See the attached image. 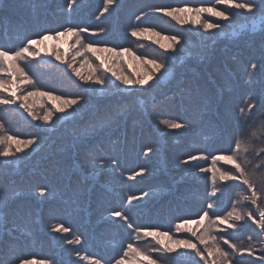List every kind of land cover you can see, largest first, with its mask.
I'll list each match as a JSON object with an SVG mask.
<instances>
[{"label": "trees", "instance_id": "1", "mask_svg": "<svg viewBox=\"0 0 264 264\" xmlns=\"http://www.w3.org/2000/svg\"><path fill=\"white\" fill-rule=\"evenodd\" d=\"M206 1L212 2L211 0ZM26 2L27 0L24 1V4ZM34 4L32 3V7H30L33 12ZM21 6L17 8L14 3H11L0 11L6 12L8 15L11 12L9 9H14L18 13H28L27 5ZM49 6L50 8L54 7L51 4ZM29 14L31 15V13ZM7 23L11 24L10 21ZM14 28L15 26H12L10 29ZM149 33L153 34L156 31L151 30ZM245 33L229 36V40L226 43L229 45L233 44V47L236 48L247 41L263 40L264 31L260 32L262 33L261 35L258 31H255V35H247L246 37L244 36L246 35ZM144 34L146 35L148 32ZM167 35L169 36V33ZM241 37L243 39H240ZM143 39V37L131 36L132 43L127 48L128 51L133 49V46L138 42L145 43ZM215 46L216 43L213 42L201 51V57H205L204 59L189 57L184 60V64L181 67H177L178 70H175V73L180 74L182 67L195 66L198 64L196 62H202L203 66L197 68L189 76L193 75L194 80L202 79L201 81L206 83L207 79L212 77V72L209 70H214V74L219 72L222 74L223 77L221 79L229 85L233 95L224 96L220 94L222 97L221 103L215 109V116H210L208 119L203 120L201 112H208V110H202L198 107L194 103L195 100L187 98L186 95L189 94L187 92L184 93L181 89L176 90V94L183 95L186 98L174 101L169 112L165 109L166 106L164 104L159 108L162 112H166L165 115L173 114L175 116L173 118H164L165 120L184 123L188 127L187 133L190 130L194 132L179 138L185 142H193L197 146L194 150H185L184 154L180 155L188 160V164H177L176 166L168 167L166 162L169 158L160 149L158 154H154L152 171L147 176H136L134 180H129L128 176L135 175L141 169L144 170L145 164H149L145 162V164L140 165V160L144 161L145 159L142 160L143 155H139L138 150L141 140L147 139L151 141L149 138L151 135L79 141L76 146L82 149V153H76L75 149H73L71 154L70 151L66 152V149L61 148L63 144L68 142L48 144L49 140H46L42 142L43 144L39 142L40 146L35 150L32 149L30 151L27 147L23 156L16 160L15 163L10 160L0 161L4 163L2 164L3 166H0V200L7 199V213L12 216V221L8 219L10 223H8L7 229L0 226V257L8 258L7 262L10 264H17L19 260H28L30 262L31 260L44 261L45 264H92V261H98L99 264H117L123 257L128 261L134 256L132 253H129L127 258L124 256L129 243L133 244L134 247L143 245L145 248L143 250L146 251L148 249L147 246H150L149 243H155V248L158 247L153 237L143 236L144 231H167L174 238L191 239L193 243H198L191 232L196 231L197 235H199L203 231V225L198 226L194 223H189L190 231H181L179 233L176 232L175 225L184 221L199 219L203 215V210H208L210 215L213 211L220 216L227 214L245 189V186L240 185L239 182L217 181L216 187L222 191L218 192L216 197H213L211 195L213 189L212 173L205 172L201 178L193 177L200 174L197 172L201 168L220 167L221 169H227L229 167L220 161L213 165L212 157L222 154L228 148L226 133L232 127L233 118V115L230 116L229 102L234 95L247 90L245 86V88H241L242 82L240 81L245 71L237 70L238 72L236 73H228L223 67L219 68V71L214 69V67L217 68V61L221 59V55L216 59V62L211 64L212 67L210 69H208L210 65L206 67L207 59L209 58L208 60H210V56L218 50L215 49ZM218 48L222 50L221 53L223 54V48ZM226 50L228 51V48ZM234 63L237 62L234 61ZM203 67H206V69H203ZM182 72L184 73V71ZM254 74L261 92H264V63L261 64L260 71ZM234 83L239 86H234ZM185 88L191 90L190 82L185 84ZM27 91H31L30 87L27 88ZM143 92H147L146 96H148L154 90H145ZM55 93L52 96H60L63 99L79 97L75 91ZM98 97H94L93 100L100 101L101 98ZM142 97L138 96L137 98L140 99ZM200 98L198 96L197 99ZM83 113L82 111L67 119L75 118L74 120L77 122L79 120L78 117L83 116ZM219 115L229 122L227 128L216 129L218 124H221ZM15 116H21L18 124H14L15 127H20L24 131L26 125H29L33 131L38 130V127L34 126L35 123L30 117L27 118L26 115ZM259 120H264V113ZM109 121V119H106V121L102 122L106 123V129L110 133H114L121 127L122 121H115L116 123L111 124L108 123ZM260 121L257 122L256 126H252L245 131L255 130L259 137ZM61 124L63 123L58 122L55 128L59 129ZM55 128L48 132L47 137L51 134L53 135ZM95 129L97 128H92L91 126L90 131ZM130 129L131 125L126 128V132L130 133ZM4 133L18 140L32 136L27 134L12 135L5 130ZM86 134L87 131H83L82 137ZM154 135L155 137L162 136V134ZM37 136L33 135L32 138H37ZM256 142L259 143L260 140L257 139ZM14 148L16 149V146L11 147L15 152ZM93 154L95 157L100 155L101 160L113 161L115 168L121 173L122 182L128 181L132 185V189L125 190L118 183L120 180L116 178L115 174L112 175L106 171L96 174L88 170L85 160L93 158ZM165 155L167 157L164 158ZM186 155L201 158L192 160ZM248 155L254 161L260 159V157H256L251 153ZM178 160H181V157ZM103 162L91 164L96 165ZM6 164H9V166ZM137 168L139 169L138 171L135 170ZM181 171L183 173L180 175ZM104 178L108 180L106 181ZM116 184L119 185L117 186ZM58 185L61 187V192L48 194V192L55 190ZM41 192H44L43 196L49 195L44 201L46 205L52 206L51 208L39 202L41 197L37 194ZM132 195L139 196L141 199L129 204L128 197ZM209 202L216 203L215 209H207ZM260 204L264 207V200H261ZM36 205L35 210L30 209ZM237 206L245 210L251 208L254 211L255 209V206L250 205L249 202ZM18 207L22 208V211ZM44 210L47 213V217H49V214L58 215L59 217L56 220L59 221L60 225L68 228L69 231L67 233L63 232L61 236L55 232H48V228H45V224L42 223L41 216L39 218L36 217L37 213L44 212ZM115 211L125 213L130 218L129 222L132 227L129 228L119 217L112 215ZM2 215L0 213V216ZM59 223L56 222L57 225ZM15 225H20L25 232L27 231L26 234H22L20 231H11ZM221 227L224 228L226 226L221 225ZM138 231L140 236L137 239ZM258 234L259 229L251 221H247V226L245 227H238L236 230L227 229L216 233L218 237L229 239L230 243L237 246L248 247L251 245L253 247V255L249 256L247 253L242 256L235 254L232 256L234 261H238L239 264H264V237H260ZM77 236L80 239L79 244H69L67 242L68 240H74ZM198 247L202 246L198 244ZM221 247L231 252V249L222 242ZM152 254L153 258L158 260V264H173L171 256L176 255H164L159 252ZM82 257L91 258V260L82 259ZM197 261L199 264H204L203 261L199 260V257H195L193 264H196ZM176 264H187V261L177 257Z\"/></svg>", "mask_w": 264, "mask_h": 264}, {"label": "rangeland", "instance_id": "2", "mask_svg": "<svg viewBox=\"0 0 264 264\" xmlns=\"http://www.w3.org/2000/svg\"><path fill=\"white\" fill-rule=\"evenodd\" d=\"M56 1L57 4H55V8H57L58 10H67L66 4L68 0ZM86 1L88 0H79V4H82ZM211 1L212 3L206 0H196L195 2L189 0L191 5H186L182 7L195 8L215 6L218 10H223L229 13L231 15V18L225 21L218 17L211 16L208 13H203L200 17H197L194 12H183L179 13L178 20L173 19V22L171 20L172 17L163 15V13L158 11V9H171L175 6H170L168 8H164V6L155 8V14L161 15L159 17L153 15V17L155 18L152 19L151 22L155 25V27L152 28L149 26H141L138 29L140 30L144 28H149L150 31L155 30L156 33H159V35H153L149 32L146 35L143 34L141 37L145 38V40H148L146 41V43L138 42L133 46V49H130L128 52H125L124 49H115V51L121 53L119 56L106 51H84L83 48H81L75 43V37L72 36L61 37L57 40H46L38 48V51L40 53L39 57L35 59L29 57L26 62H23L21 64V66L25 69L26 73L33 80L35 88H38L40 91L48 92L50 96H52V94H54L55 92L59 93L75 91V93L79 97L70 99H78L80 102L75 105L66 106L62 104V101L51 99L50 96L37 95L34 97H30L27 103L29 107H31L32 110L36 112L37 115H43L47 111H51L53 113L52 118L48 123H45L43 120L32 119V117L29 116L28 113L24 111V109L19 108L18 105L15 106L14 111L12 110V107L0 105V124L4 125V130L6 132L12 135H32L31 137H28L26 139L21 138L22 140L20 141L33 139V135H38L37 138H34L37 141V144L34 145L12 143L11 147L16 146V149L20 148L21 151L14 152L10 148L9 151L15 153V155L10 156L8 158L0 157V161L10 160L12 163H15L16 160H19L23 156L24 151L27 147L30 151L32 149L35 150L40 146L39 142L42 143L46 140H49L48 144H60L61 142H68L67 144H63V147L61 148L66 149V152L70 151V154L73 153V149H75L76 153H82V149L76 146L77 142L84 140L116 138L118 136L124 137L123 132H126V128L131 125V129H133V134L130 133V135L127 137L151 135L149 136L151 141L143 139L139 144L140 148L138 150V154L143 155L142 160L145 159L144 161L140 160V165L143 163L145 164V162L149 163L145 164L143 175L147 176L149 172L152 171V161L155 158L154 154H158L160 152V149H162V151H164L169 158V160H167L166 162L168 167L176 166L177 164H188L182 163V161H185L186 159L184 156L180 155L184 154L185 150H194L197 146L193 142H185L180 140L179 138L181 136L190 135L189 133L194 132L190 130L189 133H187L188 130L184 128L179 130L169 129L166 124L162 123V119L164 117L167 118V116L170 115H165L166 112H162V110H160L159 108L161 107V105H163L164 102H166V99H172V97L170 96H174V94L177 93L176 90L181 89L184 93H186V91L188 90L185 88L184 85L186 80L185 78H188L190 73H194L197 68H200L203 65L201 64L202 62H196L198 64H196L195 66H184L181 68V71L179 72L180 74L175 73V70H178L177 67H181L182 64H184V60L189 57H197V59L200 60L204 59L205 57H201V51L207 48L213 42L216 43L215 49L218 50L215 51L212 56H210V60H208L209 58L207 59L208 62L206 64V67L210 65L208 69L212 67L211 64H213V62H216V59L221 55V59L217 61L218 64L222 63L221 61H223L226 65H228L230 70L234 71V73L238 72L237 70L239 69L237 68L236 64L231 60L232 57H236V54H242L240 55L242 56V59L243 57H246L245 52L247 53L250 50L253 53L251 54V56H253L255 60H257L258 62H264V51H262L261 48L255 49L254 44L252 45V47L248 46V49L245 50L247 48L246 46L248 42L241 43V45L236 48L233 47V44L229 45L226 43L229 40V36L232 37L235 35H239L238 33L246 32V35H244L245 37L247 35H255L256 30L258 31V33H260L262 29H264V17L261 16L260 12L255 11L253 13H248L244 10H237L226 5L218 4L217 0ZM12 2L16 5L17 8L22 7L21 5H27L26 9L28 13L25 12V17H27L30 23L34 21L31 16L33 14V11L30 10V7H32L31 0H27L26 4H24V0H5L4 7H7L6 4H11ZM33 2L36 3V8H38L42 4L39 2V0H35ZM174 2L175 0H170L169 4H173ZM237 2H244V0H237ZM111 9L112 8H109V10ZM107 12H104L103 10L100 14V17L108 14ZM29 13H31V15ZM57 13L60 16L64 17L66 20H69L64 15V13ZM165 17L171 22L166 20ZM201 21L216 23L220 25V27L216 29L205 30L201 26ZM64 28L56 31H63ZM171 30L177 32L168 36L167 33H169ZM92 32H97L98 35L93 36L91 35ZM102 33L103 32H101L100 30H88L87 32L82 33V37L84 38L86 43L93 42L92 47L95 49L108 48L105 45H101V42H99V40L102 41ZM261 34L262 33H260V35ZM91 36L98 37L99 40L96 38H90ZM171 36H175L180 41V43L174 44L171 40L167 39V37ZM240 39H243V37H241ZM259 41L260 40H258V42ZM250 42L252 43V41ZM9 43H11V40H9ZM2 44H5V42H3ZM23 45L24 44H22V46ZM161 45H163L164 47L162 48ZM241 46H244L245 48H240ZM218 47L223 48V54L221 53L222 50ZM54 48L58 49L59 54L62 55L65 60L70 61L77 68V70L82 76H84L85 78L91 76L94 79L95 76L98 75L105 81V84L98 85L95 84L93 80H89L87 83H85L84 80H81L79 77L72 74L71 70L67 67L65 63L56 60L54 55H49V53H51ZM227 48L228 51L226 50ZM78 49L82 54H77ZM235 50H237L238 53H235ZM44 59H51L55 63V66H51L50 64L45 63L41 67L42 69H45L43 70V74V71H41V69L38 67L41 62H44ZM248 59L249 64L245 68V70L242 69L243 71H245V74L241 76L240 81L242 82L241 84L248 85L252 88L254 96L251 97V100L255 101V97L256 99H258V96H255L258 93L254 89V87L256 86V84L254 83V81H256V77L254 74L253 79L250 80L249 73L253 74L254 69H252L251 64L256 63L257 61H255L251 57ZM150 60H155L157 63H160L163 66L160 68H156L155 64L147 62ZM256 65H258V63H256ZM206 67H203V69ZM182 71H184L185 74ZM209 71L212 72L211 79L215 87L219 91H221L224 96H231L230 93L232 92V90L229 85L227 83H224L223 79H221L223 77L222 74L220 72L218 74H214V70ZM113 73L122 77H126L132 81L143 79L147 82V85L146 87H140L136 84L124 85L115 78ZM35 77H38L39 81L41 82L39 83L35 79ZM4 78L7 79L6 76ZM9 87L19 88L24 94H26V90L28 87H30L31 91L33 89L32 85L21 83L10 84ZM151 89H153L154 92H151L148 96H146L147 92L143 91ZM21 92H18V95H20ZM208 92L215 93L214 90H209ZM0 94L6 95V93ZM203 95L204 97L200 98L201 101L199 102L202 108H206L214 104L215 100L213 97H210V93L208 94L206 92ZM138 96L143 97L139 99L137 98ZM94 97L101 98L100 103L106 104L103 106L100 105L97 108V105L99 103L95 104L96 101L93 100ZM249 99L250 97H244L242 98V102H247L248 105ZM232 102L233 100H231L229 103L231 104ZM95 106L96 109H94ZM60 107H65V113L57 111V109ZM262 108H264V106H262ZM93 109L94 113L79 119L77 122H75V118L67 119L68 117H71L68 115V113H72V116H75L82 111H92ZM15 115H26L27 118L30 117L31 120L35 123L34 126H36V128L38 127V130L33 131L32 127L29 125H26L24 131L20 127H15L14 124H18V122L21 120V116L17 117ZM220 118H222L226 125L229 126V122L225 120V118H223L222 116ZM106 119L110 120L108 122L109 124L122 121V124L120 125L121 127H119L118 130L112 133L111 135L106 133L101 136L95 135V137H92L95 133L106 129V123H103L102 125V121H106ZM164 121L168 120L164 119ZM58 122L63 123L61 124L59 129L55 128ZM91 126L92 128L96 127L97 129L90 131ZM53 128H55V130H53V135L51 134L49 136L50 138L47 137L48 132ZM136 128L137 131L140 130L139 133H137V131L135 132ZM80 131H87V134L82 137V132ZM154 134H162V136L155 137ZM0 148H2V146H0ZM148 149H152V151L148 152ZM166 155L164 156V158L167 157ZM180 157L181 160L177 161V159H179ZM189 157L191 159V156ZM102 161H104L103 163L110 162L106 160H101L100 155H97L95 160L93 158L86 159L85 164L87 165L88 170L95 173L94 169L99 164H94L101 163ZM62 163H64V161H62ZM0 164V166H3L2 164L4 163L0 162ZM6 165L9 166V164ZM113 166V161H111L110 166L104 169L103 171L109 172L112 175L115 174L116 178L120 180L118 181V183L121 184V186L124 187L125 190L132 189V185L129 184L128 181L122 182L121 179L123 178L121 176V173H119L115 166V170H113ZM135 170L138 171L139 169L137 168ZM182 173L183 171L180 172V175ZM197 173L200 174H198V176L193 177L201 178V176H204L205 172H201L199 170ZM173 175L174 177H176L175 174ZM104 180L107 181L108 179L104 178ZM119 184L116 185L118 186ZM56 192H61L60 185H58L55 190L48 192V194L51 195V193L53 194ZM37 195L41 197L39 202L43 203L48 208L52 207L46 205L44 201L46 198L49 197V195L42 196L40 195V193H38ZM36 207L37 205L31 207L30 209L35 210ZM18 208L22 211V208ZM39 216H41L42 223L45 224L44 227L48 228V232H55L60 234V236L63 234V232L52 231L53 227L57 225L56 222L59 223V221L56 220L59 217L58 215L49 214V217H47V213L44 210V212L36 214V217L39 218ZM7 217L11 220L12 216L10 213H7ZM8 223H10L9 220ZM26 232L24 231V233H21L26 234ZM149 244L150 246H147V251H150L151 254L156 252L155 243ZM136 247L142 250L145 249L143 245H137ZM125 258H127V256ZM0 260L8 261V258L0 257ZM121 261H123L124 264H146V261H144L142 257L135 255L132 256V258L128 261H126L123 257ZM31 262L32 264H40V262L36 260H31Z\"/></svg>", "mask_w": 264, "mask_h": 264}, {"label": "snow or ice", "instance_id": "3", "mask_svg": "<svg viewBox=\"0 0 264 264\" xmlns=\"http://www.w3.org/2000/svg\"><path fill=\"white\" fill-rule=\"evenodd\" d=\"M218 4L226 5L233 9L244 10L248 13H253L255 11L260 12L261 16L264 17V0H244V2H237V0H217ZM116 4V0H105L104 12H107L109 7ZM79 0H68L66 8L71 13L75 10V8L79 7ZM158 11L162 12L163 15L172 17L174 20H178V14L183 12H194L197 17H200L203 13H208L211 16L218 17L222 20H229L231 15L223 10H218L215 6L211 7H176L171 9H158ZM99 19V17H97ZM201 26L205 29H216L219 28L220 25L216 23L201 21ZM88 29L86 27H80L77 31L75 27L68 25L64 28L63 31L50 32L45 31L43 33L38 34L36 38H30L27 42L14 51H10L2 46H0V105L6 107H12V110H15V106L18 105L19 108L24 109L25 112L28 113L29 116L34 120H43L45 123H48L53 113L51 111L45 112L43 115H37L31 107H29L27 101L30 97L34 96H50L48 92L40 91L38 88H35L33 80L26 73L25 69L21 66L23 62H26L29 57L35 59L39 57L40 53L38 48L42 45L46 40H57L61 37L72 36L75 37V43L79 45L84 51H106L109 53H114L119 56L121 53L115 51L113 48H102L95 49L92 47L93 42H85L82 37V33L87 32ZM103 32V29H100ZM150 30L147 28L140 30H133L131 35L134 37H141L144 33L149 32ZM91 35H98L97 32H92ZM153 35H159V33H153ZM167 39L171 40L174 44L180 43V41L175 37H167ZM163 48L164 46L161 45ZM125 52L128 49H124ZM77 54H82L79 49L77 50ZM49 55H54L55 59L65 63L67 67L71 70L72 74L79 77L81 80H84L87 83L89 80H93L95 84L103 85L105 81L100 78L98 75L93 77L85 78L80 74L77 68L68 60H65L62 55L59 54V50L54 48ZM148 63L155 64L156 68H160L163 65L157 63L155 60L147 61ZM103 63V62H101ZM252 69H256L257 65L255 63L251 64ZM115 78L119 80L124 85L136 84L140 87H146L147 82L143 79H138L132 81L126 77H122L120 75H116L113 73ZM7 77L5 79L4 77ZM249 79H253V74L249 73ZM21 83L32 85V91H27L26 94L22 93L19 88H10V84ZM18 92H21L18 95ZM51 99L61 100L63 105L71 106L78 104L80 101L78 99H63L60 96H50ZM260 106H264V93H262L256 101L249 99L247 107L239 109V115H234L232 118V127L226 133L228 148L223 151L222 154L215 155L212 157V164L216 165L218 161L223 162L225 165L229 166L227 169H221L220 167H212V168H201V172H211V180L213 189L211 195L213 197L217 196V193L222 191L216 187L217 181L219 182H229L235 181L239 182L240 185L245 186L244 191L241 192L239 199L233 204L230 211L227 214L220 216L217 215L215 211L212 214H209L208 210H203V215L199 217V219L192 221H184L183 223H177L175 225V230L177 233L181 231H190L188 224L194 223L198 226L203 225V231L197 235L196 231H192V236H195L198 243H193L191 239H181L174 238L167 231H144L145 236H151L155 239L156 244L159 246L155 249L156 252L162 253L164 255L176 254L175 256H171L173 264H176V258L180 257L183 260L187 261V264H193L195 257H199L200 261H203L204 264H239L238 261H234L232 256L235 254L253 255V247L249 245L248 247L237 246L236 244L230 243L229 239H225L223 237H218L216 235L217 232H223L227 229L236 230L238 227L242 228L247 226V221H251L252 224L256 225L259 229V236L264 237V207L261 206L260 201L264 200V120L260 121V136L258 137L257 131L249 130L253 126L252 117L255 115L251 111L253 108H257ZM57 111L61 113H65V107H60ZM69 116H72V113H68ZM104 122H102L103 125ZM162 123L166 124L169 129L179 130L182 128H186L187 125L181 122H168L162 121ZM257 139L260 140L257 143ZM17 144H25V145H34L37 144L35 139H29L26 141H20L15 139L11 135H7L4 133V125L0 124V157L8 158L10 156L15 155V153L9 151L12 143ZM21 151L20 148L16 149V152ZM152 149H148V152H151ZM249 153L253 154L256 157H260L258 161H254L249 158ZM147 154V153H145ZM201 157L192 156V160L200 159ZM93 159L96 157L93 154ZM182 163H188L187 160L182 161ZM110 166V162H105L99 164L94 172L99 174V172ZM113 170H115L113 166ZM144 174V170L136 172L135 175L128 176L129 180H134L136 176H140ZM259 186V187H258ZM247 193V194H245ZM40 195H44V192H41ZM141 197L139 196H129L128 203L132 204L133 201L139 200ZM245 202H249L250 205L255 206L254 211L250 208L245 210L242 207H238L237 205H241ZM216 203L209 202L207 204V209L212 210L215 209ZM7 208L8 201L7 199L0 200V213L3 215L0 216V226L7 229L8 228V217H7ZM112 215L119 217L121 221H124L129 228L132 227V224L129 222L130 218L121 211H115ZM221 225L226 227L222 228ZM11 231H20L24 233V229L21 228L20 225H15ZM52 231L56 232H64L67 233L69 231L68 228L63 227L62 225H56L53 227ZM231 235V234H230ZM140 236V232H137V239ZM167 241V243H165ZM69 244H79L80 239L77 236L74 240H68ZM221 242L224 245H227L231 252L226 251L221 247ZM198 244L202 247H198ZM129 253L134 254L135 256H140L146 261V264H158V260L154 259L151 252L142 250L138 247H134L133 244L129 243L127 246V251L124 252V256H128ZM82 259H90L87 257H82ZM0 264H8L5 260H0ZM17 264H32V262L28 260H19ZM40 264H45L44 261H41ZM92 264H99L98 261H92ZM117 264H124L123 261H118ZM196 264H199L197 261Z\"/></svg>", "mask_w": 264, "mask_h": 264}, {"label": "bare ground", "instance_id": "4", "mask_svg": "<svg viewBox=\"0 0 264 264\" xmlns=\"http://www.w3.org/2000/svg\"><path fill=\"white\" fill-rule=\"evenodd\" d=\"M179 1H182V0H179ZM212 3V2H211ZM128 10H132V9H128ZM171 20L173 21V19L171 18ZM174 22V21H173ZM257 31V30H256ZM144 40V42L146 43V41H148V40H145V38L143 39ZM251 43V42H250ZM249 43V44H250ZM254 44V47H256V48H261L257 43H255V42H253V43H251L250 44V47H252V45ZM232 59H233V57H232ZM211 109V106H209V107H206V108H204V110H210ZM251 111L253 112V113H255V115L254 116H256V109H251ZM207 112H205V111H203V115L206 117L207 116ZM220 118V117H219ZM257 118L255 119V118H252V123L254 124V126H256L257 125ZM220 123L221 124H223V127L224 128H227V125H226V123L224 122V120L222 119V118H220ZM183 129V128H182ZM186 129H188V127L186 128ZM137 131V128H136V130H135V132ZM130 133L131 134H133V129H131L130 130ZM119 137V136H118ZM118 137H116V138H118Z\"/></svg>", "mask_w": 264, "mask_h": 264}]
</instances>
